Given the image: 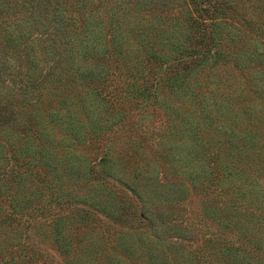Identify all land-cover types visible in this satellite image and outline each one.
<instances>
[{
    "label": "trees",
    "instance_id": "1",
    "mask_svg": "<svg viewBox=\"0 0 264 264\" xmlns=\"http://www.w3.org/2000/svg\"><path fill=\"white\" fill-rule=\"evenodd\" d=\"M232 12L234 0H0V100L18 77L26 128L0 125V177L92 208L65 215L94 230L77 257L112 240L102 263L264 264V40L243 38ZM150 214L184 238L114 233Z\"/></svg>",
    "mask_w": 264,
    "mask_h": 264
},
{
    "label": "rangeland",
    "instance_id": "2",
    "mask_svg": "<svg viewBox=\"0 0 264 264\" xmlns=\"http://www.w3.org/2000/svg\"><path fill=\"white\" fill-rule=\"evenodd\" d=\"M234 3L235 12H232V15L235 16L233 20L239 23V34L246 40L250 38L264 40V0H234ZM258 50L259 52L264 51L263 48H258ZM3 78L4 86L9 88L7 90L9 94L2 98L0 102H9L8 106L10 109L7 107L3 110L0 105V125L10 126L11 130H15L14 127H20V131H25L26 128H21V123L17 124L18 121L24 118L23 109H21L22 105L17 104L19 99L17 93L21 89L20 79L18 77L10 78V75H5ZM1 85L2 83H0ZM111 85L113 86L114 84L108 83L104 87L105 90L109 91V94H113L114 90V86L111 87ZM23 89H25L24 93L27 98H36L38 94H44L42 85L31 88L24 87ZM100 149L99 143L95 142L88 147L85 144L84 150L88 154L81 151L84 155H80V158L86 160V163L91 158L90 164H93L102 156ZM2 172L4 170L0 173ZM3 176L6 181L0 177V184H4L0 187V192H3L5 185L9 186L10 192L8 196L10 199L0 193V216L7 214L5 216L7 218H3V226L0 227L2 229L0 232V264H78L79 261L81 264H105L102 263L105 250H107L112 240H107L97 251L91 249L85 261L84 256L86 254L81 255V257L76 255L85 252L86 248L83 247V242H85L84 240H90V234L94 230L88 226L89 224H86V227L83 224L81 225L79 219L72 220L69 217H65V215L78 207L92 212L91 207L78 205L75 202L73 204L72 199L70 200V196L66 195L65 192L60 194L56 192L50 193L48 187L42 188L40 184H38V188L35 185L32 186L33 188H27L25 195L20 185L12 183L13 180L9 172L4 173ZM82 178V181L86 180L84 175ZM91 181L87 180V183L80 188L85 196L93 195L92 187L94 183ZM164 181L166 180L164 179ZM138 186H142L141 182H138ZM151 186L164 196V201L166 200L165 202L168 206L170 202L167 201L173 199L172 188H169L168 184L164 182L161 185L152 184ZM39 192L41 193L40 195H35ZM184 194H186V190ZM60 198L62 200L67 199L68 205L60 204L58 202L61 200ZM187 198L190 199V194L187 195ZM132 199L140 208L137 198L132 196ZM22 207L24 208L22 209ZM159 216L150 214L148 217L149 224H147L148 221L141 225L135 222L115 223L116 225L113 226L114 233H125L130 230L138 235L140 245L145 247H148L147 244H152L151 246H153V243L157 240L169 242L172 236H177V233H179L178 236L184 238V232L171 229L167 226V222L161 223ZM110 217L107 214L103 216L107 221L110 220ZM166 217L168 216L166 215ZM75 233L76 235L73 238ZM59 234L60 238L58 237ZM152 236H154V239L150 243ZM58 238L62 240L61 243L57 241ZM108 238L112 239L111 234ZM70 242L73 246L65 245V243ZM131 262L136 261L132 260Z\"/></svg>",
    "mask_w": 264,
    "mask_h": 264
}]
</instances>
